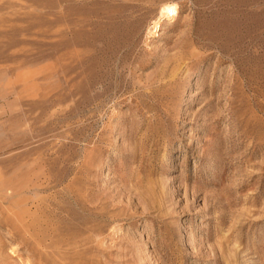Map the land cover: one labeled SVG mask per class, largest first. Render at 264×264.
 I'll list each match as a JSON object with an SVG mask.
<instances>
[{
	"label": "rangeland",
	"instance_id": "1",
	"mask_svg": "<svg viewBox=\"0 0 264 264\" xmlns=\"http://www.w3.org/2000/svg\"><path fill=\"white\" fill-rule=\"evenodd\" d=\"M0 264H264V0H0Z\"/></svg>",
	"mask_w": 264,
	"mask_h": 264
},
{
	"label": "bare ground",
	"instance_id": "2",
	"mask_svg": "<svg viewBox=\"0 0 264 264\" xmlns=\"http://www.w3.org/2000/svg\"><path fill=\"white\" fill-rule=\"evenodd\" d=\"M175 13H176V7L174 4L166 3L160 9V16L172 17ZM155 24H156V22H155ZM155 24H154V26H155Z\"/></svg>",
	"mask_w": 264,
	"mask_h": 264
}]
</instances>
